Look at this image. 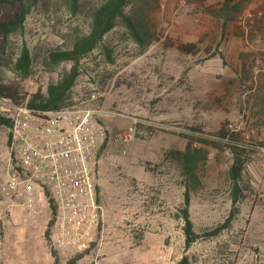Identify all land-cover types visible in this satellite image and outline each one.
<instances>
[{
    "label": "rangeland",
    "instance_id": "1",
    "mask_svg": "<svg viewBox=\"0 0 264 264\" xmlns=\"http://www.w3.org/2000/svg\"><path fill=\"white\" fill-rule=\"evenodd\" d=\"M97 1L82 0L74 15L62 0H41L23 31L7 41L0 82L20 85L27 99L45 91L70 67L47 66L48 51L68 48L87 32L88 10ZM151 6L149 46L141 51L118 26L80 61L74 86L76 104L95 95L106 112L94 157L100 249L57 255L46 237L47 210L36 204L33 214L22 199L0 192V264H180L184 258L187 264H264V0H152ZM23 45L32 69L22 81L13 61ZM223 126L244 161L235 206L225 142L217 149L198 143L213 140ZM7 136L0 124V184L7 177ZM189 143L204 147L207 158L196 167L198 184H190L197 236L186 247L188 178L173 152ZM228 219L226 229L208 236Z\"/></svg>",
    "mask_w": 264,
    "mask_h": 264
},
{
    "label": "built area",
    "instance_id": "2",
    "mask_svg": "<svg viewBox=\"0 0 264 264\" xmlns=\"http://www.w3.org/2000/svg\"><path fill=\"white\" fill-rule=\"evenodd\" d=\"M9 119L7 177L0 192L48 212L49 243L61 257L98 251L103 208L98 201L94 157L105 137L106 112L95 95L56 111H41L0 100ZM132 137L124 135L123 140ZM100 236V237H99Z\"/></svg>",
    "mask_w": 264,
    "mask_h": 264
},
{
    "label": "trees",
    "instance_id": "3",
    "mask_svg": "<svg viewBox=\"0 0 264 264\" xmlns=\"http://www.w3.org/2000/svg\"><path fill=\"white\" fill-rule=\"evenodd\" d=\"M72 14L80 10L82 0H62ZM229 1V0H228ZM41 0H0V62L5 60L3 56L7 48V41L13 35L23 31L25 21L31 11ZM152 0H98L89 10V26L86 33L76 36L68 48H57L48 51L45 64L49 67H57L62 63L69 64L68 69L62 70L55 82L48 84L45 91H37L30 95L23 93L22 87L16 84L6 85L0 82V100L9 99L17 105H26L33 110L56 111L75 105L74 86L80 76V61L93 50L103 44L106 35L122 27L125 33L139 47L145 50L153 40L154 31L149 24V14L152 11ZM192 47V46H190ZM107 52L108 48L105 47ZM181 50V49H179ZM183 51V49H182ZM186 51H183L185 53ZM109 58V53H107ZM111 62V59H109ZM32 57L26 45H23L13 61V72L19 79L26 80L31 75ZM0 124L7 128L10 121L0 112ZM234 135L223 126L213 135V140L199 139L201 146L217 149L218 142H225L230 152L232 163L230 165V180L232 184V204L239 201L241 196L239 182L244 161L240 159L238 152L241 147L235 144ZM189 143L184 151H174L173 154L182 165L184 176L188 178L185 188L183 210V232L185 246L189 247L196 239L193 231V224L189 217L188 208L190 205V184H198L196 167L201 160L207 158L204 147H193ZM229 219L208 236H214L227 228ZM50 223L47 224L46 237L49 239ZM180 264H187V258L182 259Z\"/></svg>",
    "mask_w": 264,
    "mask_h": 264
}]
</instances>
